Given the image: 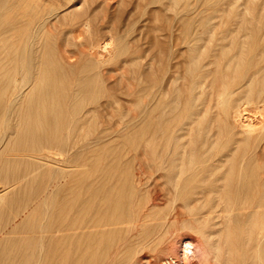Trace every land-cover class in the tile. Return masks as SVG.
Here are the masks:
<instances>
[{"label":"bare ground","instance_id":"obj_1","mask_svg":"<svg viewBox=\"0 0 264 264\" xmlns=\"http://www.w3.org/2000/svg\"><path fill=\"white\" fill-rule=\"evenodd\" d=\"M88 1L104 0H78L71 9ZM247 4L245 12L232 4L204 11L195 24L188 0L147 2L170 24L146 51L145 82L140 73L142 84H134L146 101H132L138 115L129 117L135 110L118 104L100 67L114 59L122 69L139 68L141 50L124 46L114 57L118 46L108 36L88 38L78 55L85 58L73 61L65 54L70 40L61 51L38 23L40 0H0V264H141L142 246L155 252L174 228L199 233L215 264H264V14L255 0ZM113 112L125 113L118 130L101 121ZM92 120L96 133L84 148L100 150L91 156L96 165L79 171L68 166L79 156L70 152V139ZM128 133L130 148L102 146L103 137ZM151 178L163 188L156 184L142 200ZM160 193L183 211L151 218L163 204ZM195 241L186 234L174 249L180 261L162 264H193V255L205 260Z\"/></svg>","mask_w":264,"mask_h":264},{"label":"rangeland","instance_id":"obj_2","mask_svg":"<svg viewBox=\"0 0 264 264\" xmlns=\"http://www.w3.org/2000/svg\"><path fill=\"white\" fill-rule=\"evenodd\" d=\"M70 1L69 0H40L42 6H41L40 10L37 11V15H38V18H39L38 20H40V18H43L42 22H44L45 24L42 23L41 20H40V22H38L37 20H35V21H37L38 23L43 24L44 31L46 30L51 35L54 34L53 36H55L54 37L55 39L57 38L56 39L57 45H58V47L60 48L61 51H63V48H64L63 47V41H65L64 39L68 38L70 40V42H68V44H67L68 46H66L67 48L65 47V49H67V50H65L66 51L65 54L66 55L68 54L67 56H69V57H71L72 55H75L74 57H72V59L73 58L75 59V60L73 59V61H76L78 59L82 60V58H85V56H83L81 58L80 56L78 57V55H79V52L82 50V48L85 49L86 46H83V45L88 43L89 39H90V42L93 41V40L94 41H100L105 36L106 37L108 36L109 41L112 42L111 43L112 48H115V47L118 46L117 48L113 49L115 53L119 52V51L120 52L123 51L124 46L127 47L131 51H136V53L139 50H141V52L139 51L140 54H138L139 52L137 53L139 55V60H137V62L139 64V68H135L136 71L139 72V73L135 72V69H133L129 65H126L129 68H132L133 70L132 69H129V70L130 71H134V73H137L138 74L137 76H136V74H135V76H133V74H134L133 72H132V75H131V72L128 70V68H126V66H123V68L125 67V69H122V67H120L122 65L121 64L118 65L117 64L118 63L117 60H114V59L112 60L114 62L108 61V62L104 63L105 66L101 65L103 69L100 67V75L103 72V74L101 76H102V78H104L103 80L105 81L107 87H109L110 89L112 88L111 90H112L114 96L116 97V99L118 100V104L120 103L122 108H124L125 110L129 109L132 112L131 109L135 110L134 108L130 107V106H132L131 104L133 102H134L135 106H137V104L135 102H137L138 99L141 100V103H144L146 101V96L144 95L143 92L140 91L141 86L138 87L137 85H140V84H138V82H140V81L141 82H145V79H144L145 77L144 76H145L146 71L148 69L147 65L146 64H145L146 66L144 65L145 62L147 63V59H146L147 58V56H146L147 53H146V51L148 52V50H150L149 48L151 47V43L152 44L154 43V39H155L154 37L158 36L157 39L161 40L163 38V36L160 37L161 34L165 33L164 31H168L170 20H169V18L166 19L167 18V16H166L167 13L161 12V11H160L161 13L157 12L156 7H154L152 5H147V7L150 6L149 8H147L145 6V4H147V2H149L150 0H145L146 3H142V2H145L144 0H140V1H136V0H111V1L110 0L109 1L108 0H104L103 2H101L100 5H99L98 2H91L92 4L90 5V1H88V5L86 4L87 2H85V3L81 2V4L76 6L77 8L75 6L74 7L72 6L74 9L73 8L71 9V5H72V3L73 4L76 3L78 0H70ZM134 1H136V2H134ZM217 1L218 0H188V2L191 5L195 6V8H194L195 12L192 14V16L196 15V18H195L194 21L193 20L192 21L195 24L199 23V18H200L199 14H201L204 11H206V12H209V10L213 11V10L217 9L218 7H223L225 9V11H227L228 8H229V4L235 5L237 7V9L239 11H241V12H245V9L248 7L247 0H222L219 3ZM255 1H256V8L255 9L257 10V12H259L260 14H264V0H255ZM206 2H208V4H209L208 6L205 5ZM66 3H67V5L68 4L69 5L67 6ZM134 4H135V6H134ZM138 4H139L140 7H142L144 5L142 7V9L138 6ZM86 6H90V7H86ZM66 7H68V8H66ZM144 7H146L147 9H145ZM98 8H99V10H98ZM133 8L135 10H133ZM49 9H52V11L56 10L58 14L56 13V11L54 13L57 16H54L53 15L54 13L49 11ZM88 9H90V10L88 11ZM104 9H108V11L106 10L107 11L106 12V11H104ZM143 9L145 10L146 13H143ZM154 10L157 12V14L159 13L158 14V15H160L159 19L161 18L162 23H161V21L158 18H156L158 15L156 13H155L156 15L154 14V12H155ZM102 11H104V13ZM129 11H131V12H129ZM48 12H50L51 15H49V14L47 15ZM86 12L89 15L90 14L91 15L89 16ZM140 12L143 13V14H140ZM150 13H152V14H150ZM10 15H11L10 16L11 19L13 20V16H12L13 15V10L10 11ZM39 15H40V17H39ZM52 15H53L54 19L56 17H57V19L53 20V21L51 20L52 22H50V19H52V17H49V16H52ZM60 15H63V17L62 16L59 17ZM91 16H93V18H91ZM150 16H152V19H151ZM153 16H154V18H153ZM189 16H191V15H188V18H189ZM44 18H47L46 19L47 21L46 20L44 21ZM73 18H74V20H73ZM87 18H89V20L91 19V21H89ZM48 19H49V22H48ZM106 19H107V21H106ZM155 19H157V21L159 20L157 26H156L155 21H154ZM86 20H87V22H89L88 24H90V23H93V24H90V26H89V25H85V24L81 23V22H84V21L86 22ZM167 20H168V22H167ZM144 21H146V23ZM179 22H181V20ZM179 22L175 23L176 29H182V25H181L182 22L180 23V25H179ZM46 23L50 24V25H46ZM129 23L131 24V26H130ZM153 23L155 24V26L152 25ZM164 23H166V25ZM79 24H80V26H79ZM127 24H129V25H127ZM65 25L67 26V28L63 27ZM93 25H95V26L97 25L98 28H100L102 31L100 29H98L97 26H96V29H97L96 30L95 28H93V27H95ZM106 25H108L107 28H106ZM132 25H134L135 27L132 26ZM81 26H82V28H81ZM84 26H86V27H84ZM125 26L127 27V29H126ZM143 26L146 27V29L143 28ZM163 26H164V28H163ZM50 27L52 28L53 32L51 31ZM59 27H60V29H59ZM131 27L134 28L131 31L132 33L129 32L130 31L129 30L128 34H125L128 29H132ZM152 27L154 28V33L157 32V34L155 33L156 35L154 33H152L153 32V28ZM92 28L95 29V30H92ZM155 28L158 31H155ZM69 29L72 30L73 32L69 31ZM107 30H109V31L112 30V32H110L111 34H109V31H107ZM95 31H97V33ZM147 31H149V33ZM60 32H62V33H60ZM87 32H88V34H87ZM69 33L71 34V37H70ZM89 33H90V35H89ZM72 35H74V36H72ZM78 35H79V37H77ZM82 35H83V37H82ZM95 35L96 36L98 35V37H96ZM112 35H113V37H112ZM114 36H115V38H114ZM118 36L121 38V40L119 38H117ZM127 36H129V37H127ZM59 37H61V39H59ZM73 37H74V39H72ZM125 37H127V38H125ZM123 39H125V40H123ZM81 40H83V42ZM119 40H120V43L118 42ZM145 42H148V43H145ZM59 43H60L61 46L59 45ZM77 46H79L78 49H77ZM146 47H148V48H146ZM69 48H70V50H69ZM68 51H71V52H68ZM115 53L113 54L114 57L119 54V53L118 54L117 53L115 54ZM143 54H145V56H140V55H143ZM75 57H77V58H75ZM120 58H122V57H120ZM144 66L147 69L144 68ZM107 68H108V70H107ZM121 69L124 70V71H122ZM139 70H142V71H139ZM128 75H129V77H128ZM139 75H141V78L139 77ZM136 77H138L137 79L140 78L141 80L139 79L140 81H138L136 79ZM127 78H130V80L132 79V81L127 80ZM134 78L136 80H133ZM135 81H138V82H135ZM135 83L137 84V85H135L136 87L134 86ZM127 86L130 87V89H131L130 91H129V88H127ZM135 88H136V91H135ZM129 94L130 95H134V96H130L131 100L128 99L127 95H129ZM131 97H135L137 99H133ZM127 100L131 101V102L129 101V105H128V101ZM134 100H136V101H134ZM126 103H127V105H126ZM134 104H133V106H134ZM132 113L128 112V116L129 117H133V116L137 117V115H138V111L137 110L133 111ZM118 115L119 114L117 112L116 113L113 112L112 114H109V116L107 115L108 117L104 115V118L102 116L103 120L101 119V121L104 122L105 125H107L110 128V130H113V129L114 130H118V128L121 125H123L122 121H124L125 118H123L122 116H124L125 113H124V115L122 114V116L121 115L118 116ZM114 116H115V118H113ZM129 117H127L126 119L128 120ZM113 119L115 120V122H116V120H117V122H119L120 119H121L122 120V121H120L121 124H120V122L119 123H115ZM140 120L141 119H138V121H140ZM11 122L12 121H10L9 124ZM7 123H8L7 121L3 122V125L5 126V125H7ZM114 123H115V125L117 124L118 127H117V125L115 126ZM112 126H114V127H112ZM115 127H117V128H115ZM122 131L126 132L125 129L122 130ZM77 133L78 134H76L74 137H72L70 139V141L75 143V145L72 148H70V152H74V153L76 152V153H78L79 156H77L78 158H77V160L75 162L68 163V166L69 167L73 166V168H76L79 171H83L85 169L89 170V168L92 166L91 164L96 165V163L94 164L93 160H92L95 157L91 158V156L94 153H96L97 150H100V148L94 147L93 144H90L88 146V148H89L88 150L86 148H84V145L86 143L89 144V142L92 141V137H94V135L96 133L94 120L88 121L87 124H85L84 130H82V131L79 130ZM132 137H133V135L131 133L121 135V137L108 135V136L102 138V142H103L102 146H104V148H110L111 150H114V149H118V150L120 149L121 150L122 148H130L129 146L132 145L131 144L132 143V141H131ZM54 150H57V149H54ZM81 152H83L84 154L80 155ZM138 155L141 156V157L143 156L141 154V151H139ZM80 173H78L79 175L77 174V176H80ZM147 182L148 183L146 184V186H144L142 188V190H141L142 200H145V199H147L149 197L148 194H150V193L148 191H152L153 190L152 188H154V186L157 184V182L155 181L154 178L149 179ZM158 184L156 186V187H158V189L160 188V186L163 188L162 184H159V185ZM152 185H153V187H152ZM162 188H160V189H162ZM160 195H163V198H164L163 199V204H161L159 206V208H158L159 212L157 214L156 213L152 214L151 218L159 217V215L170 214V212L173 209H177L178 211H183V209H181V207H179L178 205H172L169 202L173 198L172 195L163 194V193H160ZM151 222H153V220H151V219L147 221V223H151ZM164 232H165L164 233V237H163L162 241L160 242V245L158 246V248L156 249L155 252H153L152 250H149L145 246H142V248L139 250L142 257H147L144 260H142L141 264H162V262H164V260H167V258H171V257L175 258L178 261H180V256L175 255L174 249H176V248L181 249V247L184 244L182 241H183V238L186 236V234L187 235H193L196 238L195 244L198 243V245L201 247V249H203L205 251L204 252L205 260L203 258H200L198 256L196 257L195 255H193L194 256L193 260H192L193 264H215L216 263L212 259V252L207 248V245L205 244L203 237H201V235L199 233L191 231L189 229H178L177 230L175 228L174 229H168V230H166ZM184 234H185V236H184Z\"/></svg>","mask_w":264,"mask_h":264}]
</instances>
